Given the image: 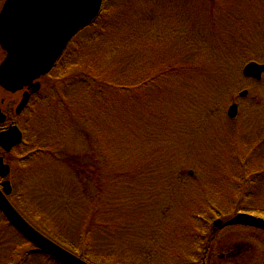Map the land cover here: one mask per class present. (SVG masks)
Instances as JSON below:
<instances>
[{
  "label": "rangeland",
  "instance_id": "1",
  "mask_svg": "<svg viewBox=\"0 0 264 264\" xmlns=\"http://www.w3.org/2000/svg\"><path fill=\"white\" fill-rule=\"evenodd\" d=\"M115 1L111 0V3ZM218 1L225 3L226 0ZM156 2L157 8H166L165 0H155L154 7ZM207 3L206 0H191L189 4L194 12H200L192 18L196 19L202 39L211 28V23L204 13ZM167 4L176 12L189 9L188 0H168ZM221 6L218 27L222 31L218 32L217 37H224L231 31L225 29L229 24L225 12L228 8L232 10L233 4L226 1L225 4L221 3ZM245 9L247 11L241 16ZM242 11H234L235 17L232 18L239 26L238 33L236 30L231 32L232 34H239L241 26L244 27L240 35L244 46L237 54L225 53L221 48L218 49L213 45V40L217 37L212 38L211 34L208 45L191 48L190 55H186L184 59L178 49L169 52L180 71H175L172 82L165 80L163 87L171 91L173 83L181 81V77L186 74L192 96H197L199 86L204 90L205 96L199 95L193 103L187 101L181 107L180 122L175 125L172 120L174 129L171 132H175L166 140L168 143L159 144V148L153 151L156 156L160 152L167 162V173L163 170L162 174L160 173L167 178L166 182L164 180L161 185L157 180L147 184V179L136 174L130 180L131 183L127 182L123 188L121 178L117 179L115 175L123 171H135L136 165L130 158L123 163L117 154L114 157L105 154L104 158L96 152L95 161L89 157L93 146L83 131L59 119L52 122L49 130L45 129L50 125L46 120L57 117V109L49 107V101H54L51 98L54 96V90L51 89L46 113L35 117L36 124H39L42 130L35 132L34 128L28 125L27 118L31 116L28 112L20 120L24 132L28 131L25 143L34 147V154L25 159L24 150H19L11 157L10 180L14 189L11 199L14 204L25 211L33 222L42 225L45 230H53L58 238L61 236L63 242L68 247H73V250L79 251V243L84 240L83 243L89 246L85 248L84 254L102 258L107 264H196L198 257L195 250L203 247L209 235L210 220L213 222L221 215L238 211L264 215V77L257 82L242 75V68L249 61L264 63V19L255 22L257 16L260 20L264 16V0H248L243 3ZM172 12L170 11L171 14ZM252 33L256 42L247 47ZM89 36V32H84L75 41L76 56L81 61L80 67L86 64V59H90V54H93L92 47L90 46L89 50L87 46ZM234 60L236 62L228 63ZM147 62L143 59L141 65L144 66ZM200 63L206 68L211 67L213 73L209 74L210 70L204 69L198 73L201 76L194 74L191 67ZM226 64L236 68L235 73L228 79L219 76L215 67L225 69ZM80 67L75 69L80 70ZM57 71L61 74L64 70ZM73 71L71 68L67 74L71 75ZM81 79L84 78L78 80ZM242 90L248 91L244 98L239 96ZM158 95L163 98L168 93L159 91ZM70 96L66 95L69 99ZM153 97L157 99L156 95ZM233 100L239 104V114L236 119L231 120L227 116V110ZM83 108L88 107L82 105ZM170 110L175 115L180 111L173 108ZM43 133L50 135L49 140L66 135L63 149L68 157L65 160L77 162V159L70 156H81L82 164L89 166L85 182L87 192L83 191V194V188L74 186L79 184L73 177L77 175L75 170L47 153H44L46 158L40 153H35L38 147L45 145ZM91 135L94 137V133ZM140 150V162L147 161L142 153L143 149ZM156 158L153 161H159ZM136 160L137 158L134 159ZM96 172L101 175L99 179L95 178ZM117 190L120 196L117 194L116 197L122 200L114 201L113 193ZM151 198L156 202L155 206L147 207L153 209L151 225L145 229V223L140 222L139 227L143 232H138V237L132 239L130 235L124 236L120 215L112 216V207L122 209L133 204L145 207ZM92 219L94 224L91 227L89 223ZM133 220L138 221L134 218ZM2 225L6 226V221L0 215V229ZM89 228L91 235L86 240L85 233ZM8 229L10 234H4L5 248L0 249V257L3 256L7 260L8 253L19 244V254H28L25 264H59L48 259L45 254L38 253L27 240ZM214 242L217 243L215 254L218 257L225 255L222 249L226 246L239 248L241 252L230 259L224 257L221 262L220 257L214 258L211 264H264V234L259 231L251 233L235 229L230 232H218ZM219 248L222 249L219 251ZM228 255L231 257L230 253ZM4 259H0V263Z\"/></svg>",
  "mask_w": 264,
  "mask_h": 264
},
{
  "label": "trees",
  "instance_id": "2",
  "mask_svg": "<svg viewBox=\"0 0 264 264\" xmlns=\"http://www.w3.org/2000/svg\"><path fill=\"white\" fill-rule=\"evenodd\" d=\"M167 1L165 0L166 8L159 9L157 8V2L154 7L153 2L155 0H116L113 3H111V0H105L101 16L84 31L90 33L87 40L89 50L90 46L93 49L90 59H86L87 63L82 64L80 67L81 61L76 56V43H72L64 56V61L58 67L59 70H64L61 73L62 78L57 81L58 84H52L54 96L51 98L54 101H49V107L57 109V117H51V120H47L46 123L49 122L50 125L45 129L49 130L52 122L59 119V121L66 122V124H70L88 135V140L93 146L89 152V157L93 160L97 158L96 152H98V155H103L104 158L106 157L105 154L112 157L117 154L123 163L129 161L130 158L136 165L135 171L129 173L123 171L115 175L117 179L121 178L120 183L123 188L127 182L131 183L130 180L136 174L147 179V184H152L159 180L162 185L167 178L160 175V173L162 174V170L167 173L168 165L160 152L156 156L153 151L159 148V144L168 143L166 140L170 134L175 132V130L171 132L174 129L172 120L175 125L180 122L181 107L187 101L193 103L199 95L205 96V92L200 86V91L196 92L197 96H192L190 93V82L187 81L186 74L181 77V81L173 83L171 91L163 87L165 80L169 79L172 82V77L176 74L175 71H180L177 68L178 65L174 64L175 61L169 56V52L178 49L181 53L180 56L182 55L184 59L186 55H190L189 52L192 49L208 45L211 35L213 36H211L212 38H216L218 32L222 31L218 27V14L220 9L222 10L221 3L225 4L226 1H230L233 4L232 10L228 8L225 12L227 19H229V24L225 29L231 31L227 32L226 36H219L213 40V45H216L218 49L221 48L222 52H229L230 54H237L240 52L241 47L244 46L242 37H240L244 27L241 26L239 34H232L231 32L237 30L238 33L239 30L238 23H235L232 18L235 17L234 11H242L243 3L248 0H224L225 3L218 0H206L208 3L204 7V13L207 16V20L211 23V28L203 39L201 32L197 28L196 19L192 18L193 15H198L200 12H194L193 8L189 7L191 0H188L189 9L183 12L180 10L176 12L172 7L168 6ZM224 8H226L225 5ZM170 11H173L172 14ZM246 11V9L243 10L241 16ZM254 15L255 13L253 12L252 21H254ZM256 19L255 22H261L264 16H262L261 20L258 16ZM253 36L252 33L246 44L247 47H251L256 42ZM244 39L246 40L247 38ZM101 45H103V48H101ZM143 59L148 61L144 66L141 65ZM234 62L236 60L228 63ZM79 67L80 70L75 69H79ZM215 67L219 71V76L227 79L231 78L236 71L234 66L231 67L228 64L225 65V69ZM71 68L74 71L69 75L67 71ZM204 69H209V74L213 73L212 68H206L203 63L191 67V70L196 75ZM198 76H201V74ZM81 77L84 79L78 80ZM159 91L168 93V95L161 98L158 95ZM68 94L71 95L70 99L66 97ZM155 95L157 99L153 97ZM82 105H86L90 110L88 108L82 109ZM171 108L175 111H180L175 115L170 110ZM160 115L162 118H160ZM91 133H94V137H92ZM43 134L45 145L38 147L35 153H40L45 158L44 153H47L55 160H61L68 168L71 167L70 169L75 170L77 174L73 177L79 182V184L77 183L74 186L78 185L83 188V194L87 192L85 182L87 181L86 176L89 174L87 173L89 166L82 164L83 159L81 156H70L77 159V162L65 160L68 157L67 152L63 149V140L66 135H62V138L49 140L50 135ZM95 140H97L96 144ZM104 147L106 148L105 151ZM140 148L143 149L142 153L147 161L140 162ZM33 150L34 147L28 150L25 149L23 157L28 159L31 156L30 154H34ZM135 158H137L136 161H134ZM154 158L159 161H153ZM95 175V178L98 179L101 176L97 172ZM80 181H82L81 184ZM117 191L113 193L114 201L122 200L120 197H116L117 194L119 195V191ZM152 200V198L149 199L145 207L135 204L122 209L112 207V216L120 215L122 220L120 226L121 230L123 229L124 236L127 234L132 239H135L138 237V232H143V229L139 227L140 222L145 223V229L151 225L150 219L153 215V209H148L147 207L155 206L156 202ZM14 205L38 230L51 239L57 240L60 245L68 248L91 264H107L102 258L84 254L86 252L85 248H89L88 245L83 243L85 242L84 240L79 243V251L73 250V247L70 248L63 242L61 236L58 238L53 230V232L50 229L45 230L42 225L33 222L25 211L21 210L16 204ZM0 215H3L1 209ZM220 217L224 218L225 216L221 215ZM133 218L138 221L133 220ZM5 221L6 226L2 225V229H0V242L2 243L0 244V249L5 248L3 239L6 232L10 234L8 228L25 239L8 220L5 219ZM93 221L94 219L90 220L89 226L92 227ZM210 222L208 226L209 235L206 237L203 247L197 251L195 250V254L198 257L196 264H211L212 260L218 257L215 254L217 243L215 244L214 242L218 229L214 228L212 220ZM90 235L91 230L89 228L85 233V239L87 240ZM33 248L35 247L33 246ZM221 249L219 248V251ZM223 251L224 248L222 249ZM19 252H21V246L18 244L8 253L9 258L7 260L3 256L0 257V259H4L0 264H13V261L15 262L14 264H25L28 254L24 253L21 256ZM37 252L43 253L41 251ZM45 255L48 259L63 264L50 255L46 253ZM222 259L220 258L219 261H223Z\"/></svg>",
  "mask_w": 264,
  "mask_h": 264
},
{
  "label": "water",
  "instance_id": "3",
  "mask_svg": "<svg viewBox=\"0 0 264 264\" xmlns=\"http://www.w3.org/2000/svg\"><path fill=\"white\" fill-rule=\"evenodd\" d=\"M104 0H7L0 16V44L8 56L0 70V83L8 90L16 91L34 79L47 74L66 50L74 36L90 25L101 13ZM264 64L249 62L243 69L247 77L261 79ZM39 85H35L34 91ZM247 91L241 92L245 96ZM28 102L25 95L17 109L20 112ZM238 105L229 107L228 115L236 117ZM5 115L0 110V122ZM22 133L11 126L0 134V146L6 151L20 144ZM10 166L0 157V177L8 176ZM11 183L5 180L0 187V208L9 221L41 251L65 264H90L63 248L28 222L8 199ZM224 228L230 225H246L264 229V219L246 213L223 222H214Z\"/></svg>",
  "mask_w": 264,
  "mask_h": 264
},
{
  "label": "flooded vegetation",
  "instance_id": "4",
  "mask_svg": "<svg viewBox=\"0 0 264 264\" xmlns=\"http://www.w3.org/2000/svg\"><path fill=\"white\" fill-rule=\"evenodd\" d=\"M5 1L6 0H0V13L3 9ZM6 57L7 53L0 46V68ZM48 80V75L41 76L38 80L33 81L18 92L9 91L0 85V108L7 117L6 121L3 124H0V134L6 131L12 124L19 123V118L23 113L43 112L48 100ZM34 84L39 85V89L37 92H34ZM25 94H28L29 102L28 105L22 110V114L18 115L17 108L21 101L24 99ZM31 119H28V123L31 122ZM14 151L15 150H13V152ZM238 229L250 231L249 228L244 227ZM233 250H235L233 251V256H236L241 252L239 248Z\"/></svg>",
  "mask_w": 264,
  "mask_h": 264
}]
</instances>
